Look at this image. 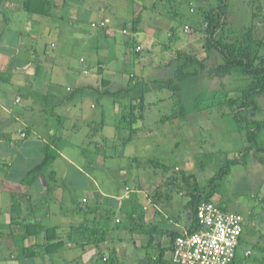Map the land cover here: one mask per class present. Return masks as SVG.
Masks as SVG:
<instances>
[{"label":"crops","instance_id":"obj_1","mask_svg":"<svg viewBox=\"0 0 264 264\" xmlns=\"http://www.w3.org/2000/svg\"><path fill=\"white\" fill-rule=\"evenodd\" d=\"M25 1L0 0V203L2 198H7L5 210L0 205V227L9 228L7 233H0L1 242L9 246L8 253L0 252V264H20L33 259L41 264L52 261L70 264L78 260L83 264H102L97 251L108 257L111 250L115 252L112 264L131 260L134 264H163L158 262L162 253L163 261L169 262L172 237L194 227L192 194L183 188L181 179H175L177 176L170 168L155 164L150 160L157 158L145 155L152 154L151 143L139 145L141 129L128 143L124 142L125 136L122 142L101 136L106 119L104 110L95 102L110 95L107 89H102L116 78L117 68L107 67L114 47H120L125 54L112 59L132 62L128 56V36L124 34V41L117 42L116 34L121 33V27L110 12L114 11L113 6L123 4V0H44L47 2L44 13L29 12ZM125 1L139 4L137 0ZM89 20L91 25L100 20L109 23L107 27L92 26L94 30L87 33L82 25ZM66 21L76 30L79 23L82 31L71 35ZM171 34L179 36L168 31L169 37ZM142 37V43L150 44L146 43L148 49L154 45L148 34L143 33ZM81 39L84 46H90L91 39H99L93 45L95 56L86 58L83 54L72 62L75 42ZM108 70L112 72L109 79L104 77ZM97 104L101 110L94 113L92 109ZM82 127L90 129L88 137L91 131L94 137H99L94 141L95 153L87 156V161L93 170L100 166L104 183L98 182L96 175L69 155L70 151L76 153L69 138L80 133ZM124 127L129 132L128 126ZM109 141L118 143L119 160L126 161L119 165L113 182H107ZM45 145L54 150L55 159L35 182L21 183L27 172L43 161ZM126 145L130 148L127 151ZM32 158L36 161H30ZM159 160L169 162L165 157ZM14 164L19 166L12 179L8 172ZM69 167L79 175L80 183L75 181L76 175L67 172ZM36 220L47 227L57 226L66 245L52 254L21 256L19 248L42 242L41 233L26 238L17 246L18 251L11 254L10 249L17 248L15 239H19L22 224ZM85 223L89 224L91 233L103 235L104 240L97 245H86L84 251L67 255L64 261L59 252L74 251V237L70 238V234ZM12 227L18 231L11 230ZM244 241L243 233L241 249H250L252 255L249 246H242ZM145 247L156 250L150 260L141 251ZM250 255L240 254L236 264H246Z\"/></svg>","mask_w":264,"mask_h":264},{"label":"rangeland","instance_id":"obj_2","mask_svg":"<svg viewBox=\"0 0 264 264\" xmlns=\"http://www.w3.org/2000/svg\"><path fill=\"white\" fill-rule=\"evenodd\" d=\"M137 2L138 5L131 4V6L123 0V4L121 2L119 6H113L114 11H110L117 26L121 27V33L116 34L117 42L124 41V34L128 36V56L130 55L132 62L112 59L125 54L118 46H115L113 52L109 54L111 60L107 61L108 69L117 68L118 71L111 84L102 90L107 89L111 92L122 88L126 90L98 97L99 102L94 99L104 110L106 119L101 136H107L109 140L117 138L114 141L122 142L123 136L128 134L127 128L124 127L123 115L134 98L145 96L147 103L145 121L137 124L142 131L139 133V145L141 142L151 143L152 154L145 155L153 158L165 157L171 165L170 170L177 176L175 179H181L183 188L188 189L191 194L202 191L201 199H205L203 192L207 193L211 190V177L220 175L228 159L239 156V152L253 144L247 138L246 132L239 129L233 115L236 106L240 103L243 90L250 85L254 77L236 72L225 77H209L207 73L210 68L223 61L216 51L204 49L206 33L202 23L203 12L211 6H216V0L207 2L137 0ZM68 26L73 36L77 35L82 26L87 33L94 30L90 20L82 26L78 23L79 30L73 25L68 24ZM248 30L252 31L255 39L256 55H263L264 0H228L227 11L222 18V26L217 36L227 42L237 43L243 40ZM168 31L176 32L175 34L179 36L175 37L171 34L169 37ZM143 33L148 34V38H152L150 40H154V45L149 49L147 48L149 43H142ZM96 41L98 43L99 39ZM96 41L91 39L90 46L82 45L83 40L75 42L77 47L74 48L75 55L71 56L73 57L71 61H74V57L83 54L86 58L95 56L93 45ZM105 42L106 40L102 38V43ZM137 46L141 47L139 51ZM185 62L188 63L185 71L192 75L182 83L180 93L175 94L172 90L161 88L155 83L156 80L173 78L176 69ZM109 70L104 74L107 79L112 76ZM182 103L186 108L185 114H181ZM98 104L96 109H92L94 113L101 110ZM256 105V110L246 111L244 115L262 123L261 128L256 132V141L262 150L258 152L251 150L246 155L244 163L231 164L229 171L215 180L216 191L211 197L213 202L225 205L232 212L243 214L245 241L242 246H249L253 250L246 264H264V92L256 96ZM173 114L177 116L172 119L166 117ZM88 132L90 133L89 128L82 127L80 133L69 138L76 151V153L70 151L69 155L85 170L96 175L98 182L104 183L99 172L100 166H96V170H93L87 161V156L95 153L94 141L99 140V137H94L93 131L91 137H88ZM137 144L136 139L135 150ZM128 147L126 145V151L130 149ZM120 150L118 143L115 145L109 141L107 182H113L118 175L119 165L126 164L125 160H119L117 154ZM258 157L263 161L261 162ZM30 161L35 162L36 158ZM30 165L32 162L29 163ZM18 166L14 164L12 169H9V178L14 179ZM67 172L77 176L78 179L74 178L77 183L81 182L72 167H69ZM113 186L116 187L115 183ZM2 199L0 205L5 210L7 205L4 201L7 198ZM16 199L20 200V198ZM14 227L11 230H14ZM8 231L9 228L0 227V233L5 234ZM28 246L31 244L28 243L26 247ZM8 248L9 246L0 240V252L8 253ZM18 248H11L10 253L13 252L14 255ZM75 249L74 251L66 249L59 253H62L65 261L67 255H75L76 251L81 252L80 249ZM141 251L147 254L149 260L156 253L153 247H145ZM71 258L73 256L69 260ZM81 261L70 264H83ZM59 262L62 261L59 259ZM51 263L58 264L56 261ZM124 263L134 264V261ZM20 264H41V261L33 259L21 261Z\"/></svg>","mask_w":264,"mask_h":264},{"label":"trees","instance_id":"obj_3","mask_svg":"<svg viewBox=\"0 0 264 264\" xmlns=\"http://www.w3.org/2000/svg\"><path fill=\"white\" fill-rule=\"evenodd\" d=\"M203 1L207 2L209 0ZM46 4L47 2L44 0H26L25 8L32 13H44ZM227 6L228 0H216V6H211L209 9H206L203 12L202 23L206 33L204 49L206 51H216L217 53H219L221 59L223 60L213 68H210L207 73L209 74V77H225L234 72L245 73L254 77V80L250 83V85L245 90H243V93L240 97V103L236 106V111L233 115L239 129L246 132L247 138L253 144L247 146L243 151L239 152V156L236 155L235 157L228 159L226 161L225 167L221 170L220 175H214L213 177H211V190L207 193L203 192L205 199H201L202 191H197L195 192V194H192L191 207L195 216V224L194 227L188 230L190 232H193L197 229L195 214L196 205L201 200H211V197L216 191L215 180L223 176V174L227 173L231 164L244 163L246 155L251 150L257 152L262 150V147L256 141V132L261 128L262 123L257 120L248 118L246 115H244V113L246 111L257 109L256 96L261 92H264V54L261 56L256 55L254 49L255 39L251 30H248L244 34L243 40L237 43L227 42L217 36L218 31L222 26V18L227 11ZM136 26L137 24L135 22V31L137 30ZM187 64L188 63L185 62L184 64L179 66L176 69L175 76L173 78L156 80L155 83H157L161 88L172 90V92H174L175 94L180 93V91H182V83L192 75L191 73H187L185 71ZM125 90L126 88H122L119 91L115 92L107 90L106 93L111 95L123 92ZM181 109V114H185L186 108L183 103L181 104ZM126 111L127 112H125V115H123V120L125 121V126H128L129 128V132L125 136L126 139L124 142L128 143L133 140L134 135L138 132L139 129H141V127L139 125L137 126V124L144 123L145 121L147 112V103L145 102V96L142 95L138 98H134L128 105ZM176 116L177 115L173 114L172 116L168 115L166 117L172 119ZM42 151L44 153L43 161L31 168L27 172L25 177L21 180V183L31 184L35 182L43 174L44 170H46V168L52 163L53 159H55L56 153L50 145H45L42 148ZM258 159L261 162L263 161L261 157H258ZM150 161L154 162L157 165L162 164L164 165V167H167V169H169L171 166L170 164L161 163L159 158L151 159ZM219 205L223 206L220 203ZM89 227L90 226L87 223L82 224L76 227L75 231L70 234V238L74 237L72 241L74 242L75 247L80 249L81 251H84L86 245H97L99 242L104 240L103 235H98L97 232L91 233ZM20 231L21 232L19 239H15L16 247L18 245L20 246L21 242H23L26 238L31 236L37 237L41 233H43L42 242L28 247L19 248L20 255L24 257H34L38 252H42L44 254H52L59 251L60 248H63L66 245V240L62 238L61 231L59 230V228H57V226L47 227L40 221L36 220L33 222L23 223ZM177 235H174L172 237V241ZM162 254L160 255V259L158 260V262L160 261L163 264H173L171 261H163V259L161 258ZM96 255H100L99 259L100 261H102V264H112V259L114 258L115 252L111 250L108 257H103L102 252L99 251H97Z\"/></svg>","mask_w":264,"mask_h":264},{"label":"built area","instance_id":"obj_4","mask_svg":"<svg viewBox=\"0 0 264 264\" xmlns=\"http://www.w3.org/2000/svg\"><path fill=\"white\" fill-rule=\"evenodd\" d=\"M107 23L102 20L93 22L92 26L106 27ZM140 49L137 46V51ZM195 214L197 229L184 231L172 241L170 261L173 264H236L240 254L245 257L251 254L250 249L242 251L240 246L245 230L243 214L212 200L199 201Z\"/></svg>","mask_w":264,"mask_h":264}]
</instances>
